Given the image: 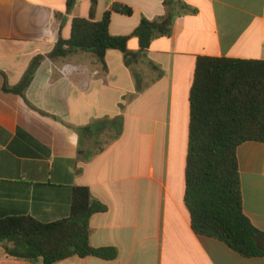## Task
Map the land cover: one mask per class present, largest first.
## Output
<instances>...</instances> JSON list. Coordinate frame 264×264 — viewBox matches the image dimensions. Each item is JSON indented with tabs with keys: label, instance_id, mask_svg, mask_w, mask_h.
Here are the masks:
<instances>
[{
	"label": "crops",
	"instance_id": "1",
	"mask_svg": "<svg viewBox=\"0 0 264 264\" xmlns=\"http://www.w3.org/2000/svg\"><path fill=\"white\" fill-rule=\"evenodd\" d=\"M196 15L176 19L170 37L156 39L146 63L132 68L108 51V71L92 54L46 58L25 92L17 86L33 59L70 39L75 18H89L91 0H0V216H32L42 222L68 218L74 187H88L108 206L91 219V244L113 247V261L71 257L56 264H264L222 242L196 235L185 203L190 94L199 57L264 61V0H183ZM133 9L115 14L110 33L130 36L142 18L164 15V0H112ZM109 8L98 0L95 21ZM129 48L139 50L133 38ZM145 89L138 94L135 74ZM123 104V108H121ZM124 117V133L90 161V143L76 128ZM101 141V140H100ZM243 205L264 232V144L238 149ZM0 264H43L11 257L0 246Z\"/></svg>",
	"mask_w": 264,
	"mask_h": 264
},
{
	"label": "trees",
	"instance_id": "2",
	"mask_svg": "<svg viewBox=\"0 0 264 264\" xmlns=\"http://www.w3.org/2000/svg\"><path fill=\"white\" fill-rule=\"evenodd\" d=\"M109 8L96 22L98 0H91L89 18H75L70 39L62 37L47 56H37L21 82L4 91L24 96L42 62L67 58L75 53L94 56L108 71V51L122 53L124 65L132 68L146 63L159 78L164 72L148 58L152 43L170 37L177 18L196 15L197 10L183 0H164L163 16L142 18L126 37L110 33L112 17H131L132 8L106 0ZM78 0H66L70 14ZM137 39L139 50L129 48ZM136 90L145 89L141 75L135 74ZM123 108V104H121ZM124 117L107 118L76 128L83 141L100 145L89 151L85 161L103 153L124 133ZM101 145V142L105 140ZM101 140V141H100ZM247 142L264 144V61L202 56L197 59L190 94L189 152L186 163L185 203L196 235L212 238L244 258L264 257V232L246 216L238 149ZM108 206L95 199L88 187H74L68 218L42 222L32 216H0V246L11 257L56 264L74 256L113 261L119 252L113 247L91 244V219L106 213Z\"/></svg>",
	"mask_w": 264,
	"mask_h": 264
},
{
	"label": "rangeland",
	"instance_id": "3",
	"mask_svg": "<svg viewBox=\"0 0 264 264\" xmlns=\"http://www.w3.org/2000/svg\"><path fill=\"white\" fill-rule=\"evenodd\" d=\"M106 140H107V139L103 140V141L101 142V145L104 144ZM90 145L92 146L93 151H94V150H97V148L100 146V145H98V144H94V142H93V143H90Z\"/></svg>",
	"mask_w": 264,
	"mask_h": 264
}]
</instances>
